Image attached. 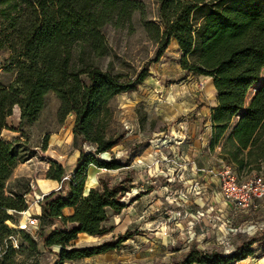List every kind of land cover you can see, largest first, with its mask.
<instances>
[{
	"label": "trees",
	"instance_id": "1",
	"mask_svg": "<svg viewBox=\"0 0 264 264\" xmlns=\"http://www.w3.org/2000/svg\"><path fill=\"white\" fill-rule=\"evenodd\" d=\"M155 1L158 23L145 19L140 0H0V50L7 51L4 63L14 72L7 84H0V132L14 106L18 107L19 126L35 121L47 92L58 101V123L69 114L73 116L71 142L78 149V158L69 181L38 201L36 216L41 245L57 247L56 264L118 250L135 234L127 229L94 246H72L78 234L102 236L110 232L112 227L103 224L108 212L118 214L132 202L123 200L132 188L130 177L113 184L99 180L86 191L84 182L90 165L106 170L123 166L112 156H99L123 137L122 131H109V102L116 94L134 90L147 75L148 67H141L131 78L98 64L109 53L103 29H130L134 12L140 16L147 39L156 44L151 62L157 61L173 39L180 51L182 72L212 79L216 104L209 113V148L220 144L221 160L237 177L262 171L264 0ZM83 144L90 148L85 151ZM45 147L43 136L40 148ZM32 155L20 139L5 141L0 137V264H19L16 254L35 250L36 242L27 232L8 224L13 223L12 213L27 208L23 196L28 190L6 188L15 165ZM64 175L58 162L48 161L45 178L59 182ZM64 208L71 212L65 215ZM53 224L54 229L44 231ZM14 233L25 243L18 250L8 240ZM250 256H264V229L229 252L206 251L191 240L173 264H234Z\"/></svg>",
	"mask_w": 264,
	"mask_h": 264
},
{
	"label": "rangeland",
	"instance_id": "2",
	"mask_svg": "<svg viewBox=\"0 0 264 264\" xmlns=\"http://www.w3.org/2000/svg\"><path fill=\"white\" fill-rule=\"evenodd\" d=\"M140 1L144 5L145 19L158 23L157 2L155 0ZM103 33L109 53L100 60L99 67H110L113 72H120L131 78L141 67L161 68L169 79L167 85L170 99L167 104L164 103L161 106L142 101L144 105L137 104L132 113L128 114H119V104L115 99L110 100L112 119L109 131L128 133L133 122L131 119L134 118V121L138 123V130L145 137H140V142L129 145V150L140 149V152L143 149L148 150V153L142 156L144 157L142 160L148 161L145 164L150 168V174L143 176L140 171L133 174V171L122 169L119 171L121 174L111 173L109 177L104 176L103 179L107 184L116 183L125 176L130 177L132 188L124 194L123 200L131 199L132 202L118 214L108 212L103 224L112 227L110 232L102 236L78 237L76 244L85 245L92 241L112 240L128 229L135 234L114 251L111 258L113 264H173L180 260L188 244L194 240L193 237L203 250L229 252L239 242L263 230L264 197L255 201L254 205L245 211L232 208V215L224 217L220 213H214L210 208L212 205L204 199L206 195H201L198 191V180L181 172L182 163L178 158L181 144L178 143L177 137V132L180 130L178 120L182 117L180 113H183L190 105V101L177 94L182 84H185L187 88L191 78L183 80L181 77L177 63L178 53L173 40H169L157 61L151 62L156 44L147 39L140 24L138 12L132 14L130 29H114L106 26ZM7 55L6 50H0L1 85L7 84L14 76L13 69L4 63ZM1 65L7 67H1ZM257 84L251 88L246 105L254 94ZM57 104L58 101L53 93L47 92L44 97V106L32 123L19 126L13 109L11 115L5 119L8 125L17 126L16 136L33 154L31 161L26 163L21 173L18 171L16 176L7 182V189L17 191L27 189L31 195L33 194V188L27 184L29 176L42 175L48 159L40 148L43 134L47 136L50 132L59 131L61 135H67L72 123L69 115L62 123L57 122L55 116ZM151 116L158 118H147ZM61 147L63 148V145ZM89 148L85 145L84 150L87 151ZM74 153L72 148L66 152V172L70 168ZM99 156L109 159L113 157V154L104 153ZM125 164H128V161L125 160ZM62 187L64 189L65 185ZM12 216L13 223H8L12 227L25 218L17 212L12 213ZM50 229L52 227L48 226L44 228V231ZM27 233L36 242L35 250H24L16 254L15 259L19 264H56L54 255L56 248H44L41 245L38 220L37 226ZM13 238L17 244L15 250H18L21 243L25 245L17 233L13 234Z\"/></svg>",
	"mask_w": 264,
	"mask_h": 264
},
{
	"label": "crops",
	"instance_id": "3",
	"mask_svg": "<svg viewBox=\"0 0 264 264\" xmlns=\"http://www.w3.org/2000/svg\"><path fill=\"white\" fill-rule=\"evenodd\" d=\"M173 42L176 45V51L178 53L179 58L180 51L177 47L176 42L174 40ZM180 72L183 80L188 77L191 78V80L188 81L187 84L188 90L186 86H184L185 84H182L181 88H179L180 92L177 94L190 101V105L186 107L183 113H180L182 117H179L178 120L180 130L177 132V137L179 139L178 143H181L179 145L180 155L178 156V158L181 160L182 163L180 167L181 172L185 173L186 176L198 180V191L201 193V195H206L204 199H207L209 205H212L210 208L213 210L214 213H220L224 217L231 216V212L233 211L232 206L222 200V198L220 197L218 193V177L216 175L218 170L222 169L223 167L230 168V166L225 164L220 158V144L213 146V148H209V142L211 138V122L209 119V113L210 109L216 104V92L212 83V79L207 76H193L185 74L184 72H182L181 69ZM168 81L169 79H167V75L164 73L163 69L157 68L156 66L148 67L147 75L134 90L119 93L113 96L112 99H115V101H117V103L119 104L118 113H132L134 107H136L137 104H142V101L151 104L154 103L157 106H161L164 103L167 104L170 99V94L168 93L167 85ZM130 98H132V101H130ZM154 99H156V101L158 102H156ZM12 109L15 110L16 117L18 118V107L14 106ZM69 117H71V119L73 118L71 114H69ZM147 118L156 119L158 117L151 116ZM131 120H133V122L131 123L130 131L126 134H123L122 139L116 145H114L108 152H105L108 155L113 154V157L118 160L123 166L114 170L96 168L92 165L88 166L86 179L84 182L85 191L90 187L96 186L99 180H104V176L109 177L110 175H112L111 173L121 174V172L119 171H122V169H126L127 171H133V174H135L136 171H140L141 175L143 176L146 174H150V168H148V166L145 164L148 161L142 160L144 159V157L142 158V156L148 153V150L143 149L141 152L140 149H137L135 151L129 150V145L133 143H138L140 142V137H145L138 130V123L134 121V118ZM162 120L163 119L161 118V121ZM5 123L6 127L1 130L0 137L5 141H11L13 139L18 138V136H16L17 126L8 125L6 120ZM43 136L46 135L43 134ZM71 139L72 138L70 130L67 135H61L59 131L50 132L49 134H47L46 147L44 150H42L43 153L48 156L47 163L43 168L42 175L29 176L30 179L29 183L27 184L33 188L32 195L29 192L26 193L29 197L38 199L41 194H46L50 191H53L54 188L57 186L58 182L45 178L44 176L45 171L48 167L49 160H54L58 162L63 167L65 174H68L72 171L78 158L79 152L78 149L72 146ZM62 145L63 148L61 147ZM82 147L84 149L85 144H83ZM71 148L74 149L75 153L72 162L70 163V168L68 172H66L65 166L67 164V161L65 156L67 150ZM31 159L32 157L24 162L17 163L13 168L7 182L11 178L15 177L18 171H20L21 173L23 167L26 165V163L30 162ZM125 160L128 161V164H125ZM262 170H264V168H262ZM254 173L256 172L254 171L250 174H246L240 177L251 176ZM33 204H29L24 210L23 215L25 217L30 215L36 217L39 214L38 203ZM70 212V208L63 209V213L65 215H68ZM51 227L52 229H54L56 227V224L51 225ZM84 236L94 237L85 234H78L77 238L72 242V246L79 248L85 246H94L102 242L92 241V243L89 244L77 245L76 241L78 237ZM193 239L197 242L195 237H193ZM197 247L203 249L199 247V244H197ZM54 248H56L57 250V247L51 246V249ZM114 251L115 250H108L102 254H97L91 257H85L74 260H65L58 264H113L111 258L113 256ZM263 262L264 256L261 258L250 256L244 260L235 262L234 264H262Z\"/></svg>",
	"mask_w": 264,
	"mask_h": 264
},
{
	"label": "built area",
	"instance_id": "4",
	"mask_svg": "<svg viewBox=\"0 0 264 264\" xmlns=\"http://www.w3.org/2000/svg\"><path fill=\"white\" fill-rule=\"evenodd\" d=\"M70 173L62 176L54 190H60L62 182H68ZM218 177V193L222 200L229 203L234 210L245 211L254 205L255 201L264 197V170L254 173L247 177H237L228 167H223L216 173ZM44 194L38 199L29 197L27 194L23 196L25 204L28 206L32 203H38ZM32 202V203H31ZM20 215L24 211L17 212ZM37 226V218L33 215L26 216L23 220L17 222L14 228L16 230L31 231ZM8 240L12 248H16L17 244L13 235L8 236ZM1 253V252H0ZM264 264V262L262 263Z\"/></svg>",
	"mask_w": 264,
	"mask_h": 264
}]
</instances>
